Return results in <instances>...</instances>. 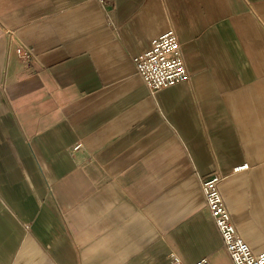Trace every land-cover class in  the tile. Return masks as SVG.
Instances as JSON below:
<instances>
[{
    "label": "crops",
    "instance_id": "1",
    "mask_svg": "<svg viewBox=\"0 0 264 264\" xmlns=\"http://www.w3.org/2000/svg\"><path fill=\"white\" fill-rule=\"evenodd\" d=\"M170 28L189 77L152 93ZM212 173L263 251L264 0H0V264H233Z\"/></svg>",
    "mask_w": 264,
    "mask_h": 264
},
{
    "label": "built area",
    "instance_id": "2",
    "mask_svg": "<svg viewBox=\"0 0 264 264\" xmlns=\"http://www.w3.org/2000/svg\"><path fill=\"white\" fill-rule=\"evenodd\" d=\"M16 53L23 60L32 57V51L18 40ZM133 62L137 74L152 93L189 77L178 37L171 28L151 39L149 48L134 56ZM76 147L78 146L74 148ZM246 167L247 164H242L234 169L240 170ZM221 179V174L212 173L202 180L201 189L208 211L233 264H264V250L252 251L248 243L238 234L218 188ZM172 261L173 264H183L177 257H173ZM191 264H211V262L208 258L202 257Z\"/></svg>",
    "mask_w": 264,
    "mask_h": 264
}]
</instances>
